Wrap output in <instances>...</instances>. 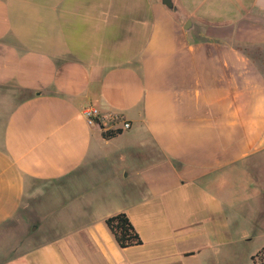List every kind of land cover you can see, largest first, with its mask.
<instances>
[{"label": "crops", "instance_id": "obj_1", "mask_svg": "<svg viewBox=\"0 0 264 264\" xmlns=\"http://www.w3.org/2000/svg\"><path fill=\"white\" fill-rule=\"evenodd\" d=\"M171 2L0 0V227L20 214L45 238L21 264H196L225 241L264 148V0ZM86 105L131 127L106 136ZM120 212L142 243L118 246Z\"/></svg>", "mask_w": 264, "mask_h": 264}, {"label": "rangeland", "instance_id": "obj_2", "mask_svg": "<svg viewBox=\"0 0 264 264\" xmlns=\"http://www.w3.org/2000/svg\"><path fill=\"white\" fill-rule=\"evenodd\" d=\"M260 52L254 59L264 82V48ZM8 97L0 94V119L6 114ZM254 154L238 166L230 189L231 206L226 202L223 208L227 224L216 226L225 241L211 240L193 259L196 264H264V148ZM42 231L20 214L4 223L0 227V264H21L29 249L45 240Z\"/></svg>", "mask_w": 264, "mask_h": 264}, {"label": "built area", "instance_id": "obj_3", "mask_svg": "<svg viewBox=\"0 0 264 264\" xmlns=\"http://www.w3.org/2000/svg\"><path fill=\"white\" fill-rule=\"evenodd\" d=\"M82 114L89 125L97 126L102 132H120L131 127L130 120L119 111H102L91 105H86L82 109Z\"/></svg>", "mask_w": 264, "mask_h": 264}, {"label": "trees", "instance_id": "obj_4", "mask_svg": "<svg viewBox=\"0 0 264 264\" xmlns=\"http://www.w3.org/2000/svg\"><path fill=\"white\" fill-rule=\"evenodd\" d=\"M104 135L107 136L108 134L105 132ZM105 224L113 234L114 239L119 247L124 248L142 243L138 232L135 230L126 213L120 212L107 217L105 219ZM263 248L264 246H262L261 249ZM255 257L251 256L253 261ZM254 264H256L255 261Z\"/></svg>", "mask_w": 264, "mask_h": 264}, {"label": "water", "instance_id": "obj_5", "mask_svg": "<svg viewBox=\"0 0 264 264\" xmlns=\"http://www.w3.org/2000/svg\"><path fill=\"white\" fill-rule=\"evenodd\" d=\"M162 3H163L164 5H166L167 7H171V6H172V2H171V0H162Z\"/></svg>", "mask_w": 264, "mask_h": 264}]
</instances>
